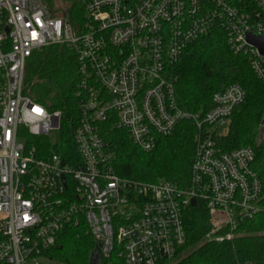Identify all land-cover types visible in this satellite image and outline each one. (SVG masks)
<instances>
[{"label":"built area","instance_id":"built-area-1","mask_svg":"<svg viewBox=\"0 0 264 264\" xmlns=\"http://www.w3.org/2000/svg\"><path fill=\"white\" fill-rule=\"evenodd\" d=\"M81 2L83 20L73 24L54 16L50 0H0V264H46L60 232L80 222L102 261L170 263L186 242L193 200L213 216L207 240L232 239L264 212L254 149L225 150L216 141L246 92L231 84L214 93L206 112L186 111L171 68L189 44L219 28L264 81V54L247 41L248 33L264 35V0ZM55 45L73 48L78 61L79 121L68 161L59 150L63 112L25 90L29 57ZM185 120L200 132L187 186L115 172L102 123L112 121L151 152ZM40 137L53 145L31 143Z\"/></svg>","mask_w":264,"mask_h":264},{"label":"trees","instance_id":"trees-1","mask_svg":"<svg viewBox=\"0 0 264 264\" xmlns=\"http://www.w3.org/2000/svg\"><path fill=\"white\" fill-rule=\"evenodd\" d=\"M54 16L76 24L83 20L81 0H50ZM177 77L176 95L182 109L204 113L212 107L214 93L239 84L246 99L236 106L227 127L216 137L217 144L231 150L251 147L255 151L253 169L264 187V81L251 68L248 56L231 50L225 32L215 28L189 44L171 68ZM79 72L75 50L67 45L49 46L27 60L25 90L50 110L63 112L60 146L65 157L75 153L73 131L79 121L76 97ZM191 120L179 123L169 135L158 137L156 148L145 152L136 146L129 133L112 121L101 124V135L112 152L115 172L145 182L167 179L181 186L189 184L190 170L199 138ZM31 143L53 145L47 137ZM186 242L177 259L164 264H264V212L242 222L238 234L224 241H209L213 216L203 202L188 208L184 215ZM97 244L85 223L67 226L46 256V264H125L112 255L100 260Z\"/></svg>","mask_w":264,"mask_h":264},{"label":"water","instance_id":"water-1","mask_svg":"<svg viewBox=\"0 0 264 264\" xmlns=\"http://www.w3.org/2000/svg\"><path fill=\"white\" fill-rule=\"evenodd\" d=\"M247 41L257 47L262 54H264V35L257 36L251 33L247 35ZM262 126L264 127V121L262 122ZM195 200H193V204L195 205ZM98 248V247H97ZM97 255L99 256V250L97 251Z\"/></svg>","mask_w":264,"mask_h":264},{"label":"rangeland","instance_id":"rangeland-1","mask_svg":"<svg viewBox=\"0 0 264 264\" xmlns=\"http://www.w3.org/2000/svg\"><path fill=\"white\" fill-rule=\"evenodd\" d=\"M49 261V260H48ZM96 264H101L100 262H96Z\"/></svg>","mask_w":264,"mask_h":264},{"label":"snow or ice","instance_id":"snow-or-ice-1","mask_svg":"<svg viewBox=\"0 0 264 264\" xmlns=\"http://www.w3.org/2000/svg\"><path fill=\"white\" fill-rule=\"evenodd\" d=\"M37 111H39V110L37 109Z\"/></svg>","mask_w":264,"mask_h":264}]
</instances>
